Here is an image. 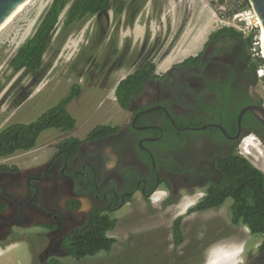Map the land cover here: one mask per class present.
I'll list each match as a JSON object with an SVG mask.
<instances>
[{
    "label": "flooded vegetation",
    "instance_id": "af4514ba",
    "mask_svg": "<svg viewBox=\"0 0 264 264\" xmlns=\"http://www.w3.org/2000/svg\"><path fill=\"white\" fill-rule=\"evenodd\" d=\"M77 1L67 2L56 29L63 25L65 15ZM54 2L50 1V7ZM165 6L164 0H111L94 17L85 16L69 27L83 29L91 25L70 62L73 69L83 68L79 77L71 80L66 97L73 87L78 89L67 107L73 108L76 103L87 104L88 108L101 105L110 93L116 92L122 78L141 69L146 71L139 77L143 86L126 102L127 107L116 99L118 108L128 113L120 119L117 133L83 143L69 165L65 156L54 152L36 173L3 178L0 200L8 208L0 214V232L26 219L50 227L47 235H39V240L51 243L45 255H35L38 264L69 254L66 235L86 222L92 210L112 209L118 199L120 204L115 210L121 209L128 204H124L125 199L136 192L145 198L144 193L150 191L147 196L151 197L161 185V206L172 208L189 198L197 205L211 191L216 192L215 186L226 182L227 156L235 145L237 150L246 135L256 134L264 146V127L253 129L248 125L240 129L238 125L242 109L262 105L249 47L226 28L210 31L199 26L200 33H194L191 43L203 38L192 49L193 55L163 73L147 70L150 64L159 62L163 48L161 36L152 40L149 27L160 12L163 17ZM146 17L147 29L141 39L121 36L123 30L135 33L136 25ZM11 64L10 59H4L2 68L7 66L13 71ZM88 92H95L98 99L92 101L93 95L85 97ZM235 119L237 130L231 134L226 124L232 125ZM73 132L75 129L68 134L73 137ZM113 160L114 164L109 165ZM164 199L167 200L162 205ZM190 212L178 213L175 220ZM260 241L245 251L241 264H264V238Z\"/></svg>",
    "mask_w": 264,
    "mask_h": 264
},
{
    "label": "rangeland",
    "instance_id": "374dc122",
    "mask_svg": "<svg viewBox=\"0 0 264 264\" xmlns=\"http://www.w3.org/2000/svg\"><path fill=\"white\" fill-rule=\"evenodd\" d=\"M50 1L29 0L16 16L3 27L4 29L0 30V80L2 84L9 83L12 76L11 72H13L8 70L7 66L2 68L4 59L8 60L12 55L14 56L17 47H21L24 44L23 42L34 33L44 13L49 9ZM164 1L166 2L163 13L164 21L160 23V12L158 16H155L151 24L152 33L158 34L156 38L161 36L162 53L165 50L176 47H179V52L185 51L189 47V42L194 39V33H200L198 31L199 26L201 29L207 28L210 31L218 28L221 16L229 14L235 8L234 4L223 7L224 3H221V0ZM161 4L163 7L164 3L162 2ZM149 9L152 13V4ZM146 20L147 17L142 19L141 24L136 25V27L138 26L137 29L142 24L145 26ZM89 26L91 25L89 24L83 29L74 27L64 31L61 26L59 27L46 55L48 67L36 75L30 74L26 76L24 74L17 77L16 88L12 92L8 91L6 97L1 95V97H4L0 101V129L13 123H33L40 119L48 109L55 107L57 103L59 104L66 97L72 85L71 80L79 77L78 72L83 68L73 69L72 65L70 66V62L78 54L84 42L81 41V38L85 36ZM121 36L126 38L135 36V33L133 30H123ZM136 38L141 39L140 37ZM200 39L202 37H199ZM85 41L87 40L85 39ZM191 51L192 49L189 52ZM175 55L176 53L171 56L170 60H173ZM182 57H184V54L179 53L175 59L179 60ZM164 66H166V62H163L162 67ZM54 82H56V85ZM8 86L11 85L9 84ZM23 88H29V94L37 93L29 103L27 102L26 106H19V102L25 98L20 95ZM87 96L89 97L88 93L85 97ZM81 100L84 102V99ZM94 105H97V103ZM94 105L92 108H88L87 104L76 103L73 108H69V112L78 122L74 137L84 140L86 134L97 126V122L110 120V116L116 114V111L110 112L109 116L90 114L92 111L107 113L97 109ZM121 113L123 112L120 111L119 115ZM87 122L91 124L86 128L83 127ZM61 135L65 136L68 134H63L59 130L45 132L34 149L29 152H19L9 158L0 159V165L16 166L18 171L14 174L19 176L36 173L38 169L42 168L40 164L46 162L55 152V148L52 145L57 142ZM246 140L249 145H245V147L255 146L252 140H249V138ZM261 152L263 155L260 156L257 149H253L252 155L249 156L248 160L264 172V149ZM193 203L192 198L184 199L165 212V209L160 207L158 210L154 209L157 206L152 204L150 207V204L137 193L132 203L125 206L122 210L119 209L120 211L117 210V212L111 214L118 221L115 230L110 231V235L117 239L113 246V248L116 246L114 251L108 255L105 254V251L99 252L98 255L96 254L97 256H88L86 258L88 260L78 262V264H197L198 261L193 260L192 254L195 251H202L201 245L207 244L208 246L217 241H219L217 244L224 245V247H220L216 254L222 252L221 255L227 253L226 256H230L232 252L235 254V251L240 253L241 247L238 246V243L247 238L249 239L250 231L246 229L247 226L245 227V225H243L244 227L241 226L242 228L238 227V229L229 227L231 224V212L228 205L231 200H228L226 208L221 210L222 218H213L212 216L215 213L212 211L196 213L186 218L184 223L187 225L183 231L185 232L184 244L178 249L174 247L169 231V222H172L173 217L168 215V212H175L176 214L186 212L188 208L194 207ZM100 212L103 214V211ZM38 227L39 225L33 224L26 231L20 224L12 225L6 242L0 246V264H33L34 251L39 248L37 242L42 241H37L36 238ZM232 230H235L234 238L228 239L227 237H229ZM213 234L214 237L205 242L204 238L207 235L212 237ZM239 237L240 240L238 242L237 239ZM251 237L256 242L252 241L246 245L243 250L244 253L262 240L259 236ZM226 242H231V244L226 245ZM243 254H240L241 256L238 255L231 263L237 264L239 257L242 258ZM92 257L96 258L89 259ZM180 257L186 258V261L181 262L178 259ZM72 260L74 258L69 256L63 258L65 263L76 264ZM227 260L225 258L223 264H227Z\"/></svg>",
    "mask_w": 264,
    "mask_h": 264
},
{
    "label": "trees",
    "instance_id": "16d2710c",
    "mask_svg": "<svg viewBox=\"0 0 264 264\" xmlns=\"http://www.w3.org/2000/svg\"><path fill=\"white\" fill-rule=\"evenodd\" d=\"M70 0H55L53 5L42 18L35 34L20 49H18L15 57L11 61L13 70H39L44 65V55L49 49L50 41L53 38L54 31L60 19V14L64 12L67 2ZM111 0H79L74 6H71L63 20L62 30H66L77 21H80L87 15H96L99 11L105 8L107 2ZM224 3V0H221ZM250 6L245 0L242 7ZM231 13V12H230ZM230 34L237 37L239 40L249 46V42L233 29L226 28ZM190 62V60H186ZM151 65V64H150ZM253 74L255 81L258 80L256 74V64L252 62ZM155 66L149 67L153 72ZM144 69L141 70L143 72ZM140 72V73H141ZM137 76L131 77L118 90V97L124 107L128 98L132 93L138 91V86L135 85ZM78 87H73L71 95L64 98L59 105L48 110L38 121L30 124H14L2 132H0V159L13 156L15 153L29 151L36 147L38 138L42 133L48 130H59L68 133L77 125V120L71 115L67 109L68 102L72 96L77 94ZM263 100H260V104ZM251 102L246 103L250 105ZM238 112V110H237ZM239 113V112H238ZM237 116V115H236ZM264 127L253 116L251 111H247L242 118V126ZM170 127V126H169ZM119 128L111 126L97 127L87 138V140L106 137L117 132ZM226 130L233 134L237 130L236 119L232 125L226 124ZM82 140L76 137L64 139L59 144L61 155L65 156V162L69 165L70 160L79 153V148ZM226 159V182L222 186H215L216 189L194 207L191 212H203L208 209H213L222 206L228 200H232V205L229 207L231 212V224L229 227L237 228L247 226L251 234L254 236L264 235V172L254 166L248 159L237 155L236 145L230 151ZM10 170L6 165H0V173ZM12 171V170H11ZM218 193L219 195L215 196ZM215 199L213 198V196ZM119 200V199H118ZM117 200V202H118ZM132 197L125 199L124 202H129ZM115 203L113 207H118L120 203ZM6 204L0 203V212L3 211ZM91 212V211H90ZM182 218L174 222L173 226V242L175 246H179L183 240L185 232L182 230ZM117 226V220L112 219L109 214L102 215L97 210H92L89 218L83 223V226L77 227L76 230L66 235L64 242L66 248L71 255L80 259L86 256H94L101 251L109 252L112 249L116 239L108 236V232L112 231ZM232 230L229 237L234 234ZM215 232V231H213ZM218 233V231H216ZM208 235L204 238L205 242L212 239ZM207 245V244H206ZM264 249V245L262 247ZM199 259L201 251H195ZM47 264H64L61 259H53Z\"/></svg>",
    "mask_w": 264,
    "mask_h": 264
},
{
    "label": "clouds",
    "instance_id": "9594fccd",
    "mask_svg": "<svg viewBox=\"0 0 264 264\" xmlns=\"http://www.w3.org/2000/svg\"><path fill=\"white\" fill-rule=\"evenodd\" d=\"M68 6V5H67ZM46 13V12H45ZM45 13H44V15H45ZM230 14V13H229ZM43 15V16H44ZM87 16H91V17H94L95 15H87ZM43 18V17H42ZM41 21H42V19H41ZM41 21H40V23H41ZM162 21H164V17H160V23L162 22ZM39 23V24H40ZM152 24V23H151ZM39 26V25H38ZM63 26V25H62ZM62 26H61V28H62ZM152 26V25H151ZM142 28H140V29H138V30H136V32H135V36L136 37H142L143 35H145V32H146V29H147V26H141ZM219 27L221 28V26L219 25ZM38 28V27H37ZM222 28H227V27H222ZM58 29L59 28H57L55 31H54V34H53V38L51 39V41H50V45H49V48H50V46H51V44H52V41L54 40V35L56 34V32L58 31ZM216 29H218V28H215L214 30H216ZM228 29H230V28H228ZM37 30V29H36ZM36 30L34 31V33L30 36V37H28L23 43L25 44L31 37H33V35L35 34V32H36ZM149 32H150V34H151V37H152V40H153V38H155L158 34L156 33V34H153L152 33V30H151V27H149ZM153 34V35H152ZM85 37V36H84ZM84 37H82L81 38V41H83V39H84ZM243 37V36H242ZM203 38V37H202ZM201 40V39H200ZM199 39H198V41L196 42V44H193V43H191V42H189V47L185 50V51H181V52H179V47L177 48H174V49H168V50H165L163 53H162V51H163V48H162V51H161V53H160V55H159V62L158 63H152L151 65H150V67H152V65H154L155 66V69H154V71L153 72H151L149 69H147V70H149L152 74L155 72V71H157V72H159V73H163V71H165V69H167L168 67H170V66H172V65H175V64H177L180 60H182V59H184V58H186V57H188V56H191V55H193L194 54V50L192 51V52H189L191 49H195V46L197 45V43L200 41ZM163 46V45H162ZM20 48V46L19 47H17V49H16V51L14 52V53H16L17 51H18V49ZM48 51H49V49H48ZM48 51L45 53V55H44V59H43V61H44V65H43V67H41L39 70H30V69H25L26 70V76H28V75H30V74H34V75H36L37 73H39V72H41L42 70H44L46 67H48L47 66V64H46V55H47V53H48ZM181 53V54H184V57H182L181 59H179V60H176L175 59V57L179 54V53ZM176 53V55L174 56V58H173V60H170V58H171V56H173L174 54ZM13 56V55H12ZM12 56H11V58H10V61H12ZM187 60V59H186ZM163 62H166V66H164V67H162V64H163ZM142 70V69H141ZM141 70L140 71H138L137 73H135L134 75H131L130 77H128V78H122L119 82H118V84H117V86H116V88H115V93H110L109 94V97H108V99L107 100H105L104 101V103H102L101 105H94V106H96V108L97 109H99V110H102L103 112H107L106 114H104V113H100V112H97V111H92V112H90V114H98V115H102V116H109V113L110 112H112V111H116V114L114 115V116H110V120H107V121H100V122H97V126L95 127V128H93L92 129V131L90 132V134L97 128V127H99V126H111V127H115V128H119L120 129V126L118 125V123H119V121H120V119H122L123 118V115H128V113H121L120 115H119V113H120V109L118 108V105H117V103L119 102V103H121V100H120V98L118 97V90H119V88L126 82V81H128L131 77H134V76H137V78L135 79V85H137V84H140L137 88H138V90L143 86V83H142V81L140 80V75H141ZM1 71V70H0ZM144 71H146V70H144ZM143 71V72H144ZM141 72V73H140ZM12 73V76H11V78H10V80H9V83L7 84V83H4V84H2V82H1V80H0V101H2V97H6V93H8V91H11L12 92V90L14 89V88H16V85H17V77H19V76H22V75H24V73H23V69L21 70V74L19 73V72H11ZM256 74H257V72H256ZM258 78V77H257ZM12 82H14L13 84H11ZM257 83H258V80H257ZM11 85V86H8V85ZM8 87H10V88H8ZM40 92V91H39ZM137 92L138 91H136V92H134V93H132V95L128 98V100H127V102H130V100L137 94ZM37 93V92H36ZM36 93L34 92V93H32V94H29V88H23L22 90H21V92H20V95H21V97H25L21 102H19V106H23V105H25L26 106V104H28L35 96H36ZM88 94H89V96L90 95H93V97L94 98H92V101H95L96 99H98V95L95 93V92H88ZM1 95H4V96H2L1 97ZM260 95V94H259ZM261 97V96H260ZM118 100V102H117V100ZM262 99V98H261ZM263 100V99H262ZM98 101V100H97ZM14 102V101H13ZM28 102V103H27ZM3 105H5V104H3ZM57 105H59L58 103H57ZM56 105V106H57ZM262 105V104H261ZM55 106V107H56ZM103 106V109L101 108ZM263 107V106H262ZM54 108V107H53ZM50 109H52V108H50ZM50 109H48V110H50ZM68 110H69V107L67 108ZM70 111V110H69ZM122 112V111H121ZM72 115V114H71ZM245 115V114H244ZM73 116V115H72ZM74 117V116H73ZM75 118V117H74ZM76 119V118H75ZM32 122V121H31ZM20 123H22V122H19V123H13V124H10V125H8V126H6L5 128H3V129H1L0 130V132H2L4 129H6L7 127H9V126H11V125H14V124H20ZM30 123V122H29ZM23 124V123H22ZM26 124H28V123H26ZM77 125H78V122H77ZM77 125H76V127L74 128V129H76L77 128ZM241 126H242V124H241ZM119 131V130H118ZM117 131V132H118ZM47 132V131H46ZM61 132V131H60ZM117 132H115V133H117ZM45 133V132H44ZM44 133H42V135L44 134ZM115 133H113V134H115ZM63 134H68V133H64L63 132ZM88 134V133H87ZM86 134V138L84 139V140H82V144L83 143H86V142H88L89 140H87V138H88V136L90 135H87ZM41 135V136H42ZM110 135V134H109ZM109 135H107V136H109ZM112 135V134H111ZM110 135V136H111ZM41 136L38 138V141H39V139L41 138ZM70 137H72L70 134H68V135H65V136H60V138L57 140V142L55 143V144H53L52 145V147L53 148H55V152H58L59 154L61 153V150L59 149V144L64 140V139H67V138H70ZM73 137H74V134H73ZM76 138H79V137H76ZM244 138H249V140H252L253 141V143H254V145L255 146H250V147H245V145H249V143H246V141H242L241 143H240V146H238V148H237V150H236V152H237V155H239V156H242V157H245L246 159H249V156H251L252 155V150L253 149H257V151H258V153H259V155L261 156V155H263V153L261 152V150L262 149H264V146L262 145V144H257V142L260 140L259 139V137L256 135V134H254V133H250V134H248V135H246ZM37 141V142H38ZM82 144H81V146H82ZM80 146V147H81ZM15 154H17V153H15ZM14 154V155H15ZM13 155V156H14ZM12 157V156H11ZM9 158V157H8ZM5 159V158H4ZM113 165L114 164V160L113 161H111L110 163H109V165ZM254 165V164H253ZM255 166V165H254ZM7 167H9L10 168V170L8 171V172H4V173H0V190H1V192H3V190H2V187L4 186V183H5V181L3 180V178H5L6 176H8V175H14V176H19V175H15L14 173L16 172V171H18V168L16 167V166H14V167H12V166H10V165H7ZM258 168V167H257ZM12 170V171H11ZM261 170V169H260ZM262 171V170H261ZM19 177H25V175H22V176H19ZM155 183L156 182H154L153 184L155 185ZM138 187V186H137ZM136 187V188H137ZM163 185H161L160 187H159V189H158V191L154 194V195H152L151 197H149V196H147V194L150 192V191H147L146 193H144L145 194V198L144 197H142V199H144L148 204H150V207H151V204L152 205H154V206H157V207H155L154 209H157L158 210V208L160 207L161 209H165V212H167V210L169 209L168 208V206H161V200H162V198H163ZM137 190V189H136ZM137 193H139L140 194V192H136V194ZM135 194V195H136ZM135 195H132V200L131 201H129V202H124V204H126V203H128V204H130V203H132L133 202V199H134V196ZM141 195V194H140ZM168 199V198H167ZM167 199H164L163 201H162V205H165V201L167 200ZM202 199V198H201ZM184 200V199H183ZM183 200H181V201H183ZM205 200V199H204ZM200 202H203L202 200L200 201ZM199 202V203H200ZM0 203H4V204H6L5 202H3V201H1L0 200ZM198 203V204H199ZM127 204V205H128ZM197 204V205H198ZM127 205H125V206H127ZM194 207H196L197 205H196V203H193L192 204ZM226 205H227V203L225 202L222 206H220V207H216V208H213V209H208V212H214L215 214H213V218H215V219H218V218H222V214L220 213L221 212V210L223 209V208H226ZM232 205V200H231V203L228 205V208L230 207ZM125 206H123L121 209H120V207L117 209L118 211H120V210H122ZM193 207V208H194ZM8 208V206L6 205V207H5V209L3 210V211H6V209ZM193 208H188L187 209V211L189 210V211H191ZM120 209V210H119ZM9 210H10V208H9ZM117 210H115V207H113L112 209H108V210H106V209H98L97 211L100 213V214H102L100 211H103V214L102 215H106V214H109V216L112 218V219H115V218H113L112 217V215L111 214H113V213H115V212H117ZM3 211H1L0 212V214L1 213H3ZM186 211V212H187ZM206 211H203V212H190L189 214H184L183 216L181 215V217H179V218H182V223H183V225H182V230H184V227L187 225L186 223H184L185 222V219L186 218H189V217H191V215H193V214H196V213H205ZM172 213V212H171ZM171 213H169L168 212V215H170L171 217H173V219H172V222H169V224H170V226H169V231H170V236H171V239L173 240V226H174V222L175 221H177L178 219H176L175 220V217L174 216H176L177 214L174 212V214H171ZM179 213H181V214H183V213H185V212H179ZM24 219H26V218H24ZM117 220V219H116ZM28 221V219H26L25 221H23V222H19V223H14V224H11L10 226H8V227H6V228H4L1 232H0V246H2L5 242H6V240H7V237L9 236V234H10V227L12 226V225H16V224H20V225H22V227L27 231V230H29V228H30V226H27L26 225V222ZM83 223L84 222H81V225H83ZM80 225V226H81ZM117 225H118V221H117ZM39 228V230L37 229V233H36V238H37V241L39 240V235L41 234V235H47V233H48V231H49V229H50V227L46 224V223H44V226H39L38 227ZM234 229H237V228H234ZM246 229L247 230H249L248 229V227H246ZM115 230V229H114ZM250 231V230H249ZM65 236V235H64ZM108 236L109 237H112L111 235H110V231L108 232ZM251 236H254V235H252L251 234V232H250V234H249V239L247 238L246 240H243V241H241V242H239L238 243V246H240L241 247V252H243V250H244V248H245V245L246 244H249L250 242H256V240H254V239H252V237ZM261 239L262 238H264V235H258ZM114 238V237H113ZM228 239H231V238H234V236L233 235H231L230 237H227ZM116 239V238H115ZM224 239H226V238H224ZM168 240H170V239H168ZM227 240V239H226ZM184 241H185V236H184V240H183V242L179 245V246H175V244H174V242H173V244H174V247L176 248V249H178V248H180V247H182V245L184 244ZM48 240H42L41 242H37V244L39 245V248H37V249H35V255L37 254V256L38 257H41L42 255H45V253H46V251H47V246L51 243V242H49V244H48ZM116 242H117V239H116ZM259 242H261V241H258V244H259ZM217 243H219V241H217V242H213V243H211L210 245H201V247H202V251H201V255H200V257H202L201 259H199L198 260V258L195 256L196 254H195V252L192 254V256L191 257H194L193 258V260H196V261H198L197 262V264H221V263H219V261H220V259H222L223 257H224V255H221L222 254V252H218L219 254H216L217 253V250L220 248V247H224V245H219V244H217ZM115 244V243H114ZM114 244H113V246H114ZM118 244V243H117ZM116 244V245H117ZM227 244H231V242H226V245ZM264 244V243H263ZM219 245V246H218ZM113 246H112V249L109 251V252H107V251H105L106 253V255H108L109 253H111L112 251H114V249H115V247L113 248ZM102 252V251H101ZM240 252V253H241ZM68 253L69 254H65L64 256H62V261H63V258H66V257H72V258H74V260H72V262H75L76 264H78V262H83V261H85V260H88V259H86L88 256H86V257H84V258H80V259H78V258H76V257H74L73 255H71V253H70V251L68 250ZM229 253V252H228ZM99 254V253H98ZM97 254V255H98ZM221 255V256H220ZM226 255H227V253H226ZM190 257V258H191ZM220 257V258H219ZM93 258H96V257H92V258H89V259H93ZM181 262H184V261H186V258H183V257H180V258H178ZM244 259V256L242 257V258H240L239 259V261H238V263L237 264H241V262H242V260ZM37 257H35L34 256V263L33 264H38L37 263ZM63 263L64 264H70V263H65L64 261H63Z\"/></svg>",
    "mask_w": 264,
    "mask_h": 264
},
{
    "label": "built area",
    "instance_id": "2783aa9c",
    "mask_svg": "<svg viewBox=\"0 0 264 264\" xmlns=\"http://www.w3.org/2000/svg\"><path fill=\"white\" fill-rule=\"evenodd\" d=\"M230 5H235V8L230 14H226L220 19V26L235 30L243 38H251V55L258 62L257 77L261 88L257 89L263 99L264 109V41L262 39V23L256 13L250 6L242 7L245 0H228Z\"/></svg>",
    "mask_w": 264,
    "mask_h": 264
},
{
    "label": "water",
    "instance_id": "95a60500",
    "mask_svg": "<svg viewBox=\"0 0 264 264\" xmlns=\"http://www.w3.org/2000/svg\"><path fill=\"white\" fill-rule=\"evenodd\" d=\"M29 0H0V29L18 11V9L28 3ZM254 10L264 28V0H247ZM247 111H252L258 121L264 126V109L262 106H252L242 109L238 115V125L241 129L242 118ZM34 223L31 220L26 222L27 226Z\"/></svg>",
    "mask_w": 264,
    "mask_h": 264
},
{
    "label": "bare ground",
    "instance_id": "6f19581e",
    "mask_svg": "<svg viewBox=\"0 0 264 264\" xmlns=\"http://www.w3.org/2000/svg\"><path fill=\"white\" fill-rule=\"evenodd\" d=\"M25 5V4H24ZM24 5H22L19 9H18V11L2 26V28L5 26V25H7L15 16H16V14L21 10V8L24 6ZM227 6V5H229V1L228 0H224V5H223V7L224 6ZM230 7H232V6H230ZM233 10V9H232ZM61 15V14H60ZM227 16V15H226ZM226 16H221V19L223 18V17H226ZM215 17V16H214ZM217 18V17H216ZM218 23V22H217ZM219 23H220V21H219ZM1 28V29H2ZM218 28H220V27H218ZM0 29V30H1ZM4 29V28H3ZM262 34H263V36H262V39H263V41H264V28L262 29ZM245 39V38H244ZM246 41H248L249 43V51H250V49H251V45H252V43H251V38H248V39H245ZM17 53V52H16ZM16 53L14 54V56L12 57V59L15 57V55H16ZM250 56H251V59H252V61H253V63H255L256 64V70H257V67H258V62L256 61V60H254L253 59V57H252V55H251V52H250ZM25 69H23V71H24ZM21 70H13V72H20ZM21 74V73H20ZM259 88H261L259 85H258V89ZM39 120V119H38ZM37 120V121H38ZM36 122V121H35ZM34 123V122H33ZM23 124H26V123H24L23 122ZM28 124H30V123H28ZM1 130V129H0ZM49 131H54V130H48L47 132H49ZM71 131V130H70ZM73 134H74V132H73ZM246 139H248V138H245V139H243V140H241V142L242 141H245ZM251 144V143H250ZM37 145H38V143H37ZM36 145V146H37ZM35 148V147H34ZM33 148V149H34ZM32 150V149H31ZM31 150H29V151H31ZM29 151H24V152H29ZM19 153V152H18ZM21 153H23V152H21ZM52 156H53V154H52ZM51 156V157H52ZM7 166V165H6ZM239 228H242V227H239ZM239 240H240V237L237 239V241L239 242ZM240 250H241V248H240ZM234 251V250H233ZM227 252V251H226ZM237 251H235V254L232 252V254L230 255V256H226V254L224 255V257L219 261V263H221L222 262V264H223V262H225L224 260H225V258H227L228 260H227V264H232L231 262L232 261H234V259H236V257L238 256V255H240V254H243L244 253V251L243 252H241V253H236ZM231 253V252H230ZM244 255V254H243ZM97 256V255H96ZM241 256V255H240ZM220 258V257H219ZM239 258H241V257H239ZM238 262V261H237Z\"/></svg>",
    "mask_w": 264,
    "mask_h": 264
},
{
    "label": "crops",
    "instance_id": "0c3cea01",
    "mask_svg": "<svg viewBox=\"0 0 264 264\" xmlns=\"http://www.w3.org/2000/svg\"><path fill=\"white\" fill-rule=\"evenodd\" d=\"M249 246H250V245H249ZM249 246H248V247H249ZM254 246H255V245H254ZM248 247H247V249H248ZM247 249H246V250H247Z\"/></svg>",
    "mask_w": 264,
    "mask_h": 264
}]
</instances>
